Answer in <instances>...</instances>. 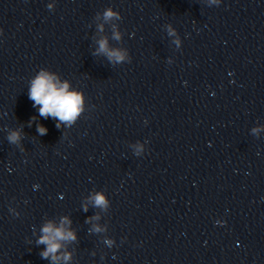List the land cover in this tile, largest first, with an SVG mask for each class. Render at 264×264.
I'll use <instances>...</instances> for the list:
<instances>
[{
    "label": "clouds",
    "instance_id": "9594fccd",
    "mask_svg": "<svg viewBox=\"0 0 264 264\" xmlns=\"http://www.w3.org/2000/svg\"><path fill=\"white\" fill-rule=\"evenodd\" d=\"M30 98L34 100L36 104L41 105L40 115H53L58 117L60 120H71L74 118L78 112V104L80 101V98L76 95L65 94L63 90H57L50 80L43 77L34 82ZM41 131L44 130L41 129ZM96 203L102 204L103 198L98 196L96 198ZM44 232H51V228L46 227ZM67 236L71 237V233H68ZM54 238L63 239L67 237H65L64 233L60 230H57L52 238L47 235L44 236L40 242L48 243L49 245L47 252L43 254L45 257L48 253H54L58 247V245L52 242Z\"/></svg>",
    "mask_w": 264,
    "mask_h": 264
}]
</instances>
